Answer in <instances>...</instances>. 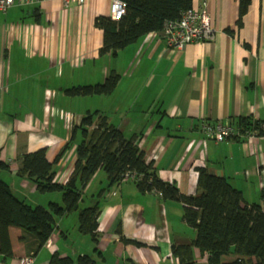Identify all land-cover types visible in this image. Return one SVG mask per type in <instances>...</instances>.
Wrapping results in <instances>:
<instances>
[{
  "label": "crops",
  "instance_id": "1",
  "mask_svg": "<svg viewBox=\"0 0 264 264\" xmlns=\"http://www.w3.org/2000/svg\"><path fill=\"white\" fill-rule=\"evenodd\" d=\"M244 1L246 12L240 19ZM207 3L214 41L177 50L154 33L114 58L100 56L103 32L95 26L97 18L111 17L113 0H87L82 7L58 0L17 3L0 12V162L9 166V171L0 170V178L15 198L33 207L62 202L60 193L40 194L20 178L19 159L45 150L54 164L84 117L61 106L63 100L74 102L66 90L104 84L115 72L121 78L116 91L91 98L92 107L125 137L141 138L145 158L154 162L162 181L176 185L184 196H195L198 170L207 169L240 191L248 206L264 211V132L255 141L219 144L201 133L205 122L234 123L237 128L240 121L264 124V0ZM85 109L91 111L88 106L81 111ZM76 149L77 143L55 164L60 185L68 184L74 173ZM108 184L106 174L99 182L94 179L80 209L91 206ZM99 203L97 245L79 232V212L70 213L56 219L55 231L35 254L34 264H51L54 256L75 262L89 256L96 264H181L174 248L197 237L183 220L182 203L165 200L158 192L141 193L134 181L113 186ZM27 256L25 247L16 244L14 257H0V264H21ZM193 258L194 264H208L198 248H193ZM236 259L231 253L222 263Z\"/></svg>",
  "mask_w": 264,
  "mask_h": 264
},
{
  "label": "trees",
  "instance_id": "2",
  "mask_svg": "<svg viewBox=\"0 0 264 264\" xmlns=\"http://www.w3.org/2000/svg\"><path fill=\"white\" fill-rule=\"evenodd\" d=\"M120 1L127 4V14L120 21L105 17L96 19V28L103 32L101 57H117L140 39L161 33L167 21L179 20L194 6L195 0ZM245 12L244 1L240 19ZM120 79L117 73L112 72L104 84L73 87L66 90V95L69 98L110 97ZM252 123L240 121L237 125L241 129H249ZM78 133L81 134L79 142ZM75 143L77 161L74 173L68 184L60 185L56 182L55 164ZM19 165L20 178L35 185L40 194L60 193L62 202L50 203L48 207H33L15 198L9 185L0 178V257H14L16 244L24 246L29 256H35L52 237L56 219L74 212H79V232L91 236L97 245L100 199L107 190L120 184L127 173H135L138 178L134 182L141 193L158 192L165 200L182 203L183 220L196 229L197 237L190 245L174 248V255L181 264L195 263L193 248L208 256V264H223L222 257L231 253L237 255L234 264H246L251 259H256V264H264V211L259 205L248 206L240 191L227 180L211 175L207 169L198 170V194L182 195L176 185L159 178L154 162L145 158L141 138L136 135L125 137L100 111L89 112L83 117L80 126L72 130L69 144L54 164L47 160L46 151L40 150L22 156ZM0 170L9 171V166L0 162ZM101 170L108 178L107 188L100 190L91 206L80 209L85 189ZM13 231L17 232L16 238ZM96 253H99L97 249ZM51 264L96 262L89 256L79 257L76 262L54 256Z\"/></svg>",
  "mask_w": 264,
  "mask_h": 264
},
{
  "label": "built area",
  "instance_id": "3",
  "mask_svg": "<svg viewBox=\"0 0 264 264\" xmlns=\"http://www.w3.org/2000/svg\"><path fill=\"white\" fill-rule=\"evenodd\" d=\"M46 0H0V12L7 13L17 3L30 5L42 3ZM57 1V0H55ZM65 6L76 4L85 6L87 0H58ZM127 14V4L120 0H113L111 20L120 21ZM160 34L172 49L184 50L188 45L206 43L215 40L216 30L212 23L207 0L194 5L184 12L177 21H167ZM249 129H241L226 123H203L201 133L215 143L230 142L232 140L255 141L263 135L264 124L253 121ZM138 176L135 173H127L123 181H135ZM33 255L21 259V264H34Z\"/></svg>",
  "mask_w": 264,
  "mask_h": 264
},
{
  "label": "rangeland",
  "instance_id": "4",
  "mask_svg": "<svg viewBox=\"0 0 264 264\" xmlns=\"http://www.w3.org/2000/svg\"><path fill=\"white\" fill-rule=\"evenodd\" d=\"M96 97H91V98H96ZM91 98L90 97L89 98H80V97H78V98H70L71 100H74V102L72 104H66L65 100H63L60 104L64 108V110L71 111V112L75 113L76 115L78 113H81V114H83V116H86L89 112H91V113H95L96 112V110H94L93 107H92L93 106V101H92ZM66 101H68V100H66ZM86 106H88L91 109V111H88L86 109L81 111V109L86 108ZM77 137H78V139H77V142H78L80 140V138H81V134L78 133ZM104 175H105V172L103 170H101V171H99L96 174V176L94 178L97 180V182H99L100 178L102 176H104Z\"/></svg>",
  "mask_w": 264,
  "mask_h": 264
}]
</instances>
